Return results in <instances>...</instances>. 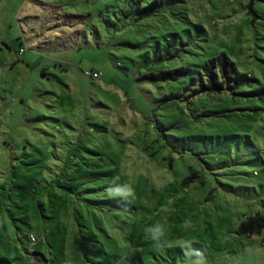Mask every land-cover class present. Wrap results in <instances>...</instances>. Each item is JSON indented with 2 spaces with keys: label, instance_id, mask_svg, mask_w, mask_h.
I'll return each instance as SVG.
<instances>
[{
  "label": "rangeland",
  "instance_id": "1",
  "mask_svg": "<svg viewBox=\"0 0 264 264\" xmlns=\"http://www.w3.org/2000/svg\"><path fill=\"white\" fill-rule=\"evenodd\" d=\"M259 212L264 0H0V264H264Z\"/></svg>",
  "mask_w": 264,
  "mask_h": 264
},
{
  "label": "trees",
  "instance_id": "2",
  "mask_svg": "<svg viewBox=\"0 0 264 264\" xmlns=\"http://www.w3.org/2000/svg\"><path fill=\"white\" fill-rule=\"evenodd\" d=\"M159 2L160 0H156ZM154 8L149 6L147 9ZM190 78V85L195 87L196 94L210 93V94H223L226 91L238 89L252 81L247 75L238 72L235 63H233L225 54L217 58L207 61L201 72L194 75L189 68H180L175 70L161 71L157 74H150L145 77L146 80L152 82L159 81H178L181 77ZM242 95H249V93H241ZM174 97V96H172ZM194 173L189 179H194ZM186 182H188V180ZM239 231L245 236L259 235L264 232V213H257L247 217L239 227ZM264 247V238L262 240Z\"/></svg>",
  "mask_w": 264,
  "mask_h": 264
},
{
  "label": "built area",
  "instance_id": "3",
  "mask_svg": "<svg viewBox=\"0 0 264 264\" xmlns=\"http://www.w3.org/2000/svg\"><path fill=\"white\" fill-rule=\"evenodd\" d=\"M87 75L90 76L93 79H99V78H101L102 73H87ZM32 239H33L34 242L37 241L34 236H32Z\"/></svg>",
  "mask_w": 264,
  "mask_h": 264
}]
</instances>
